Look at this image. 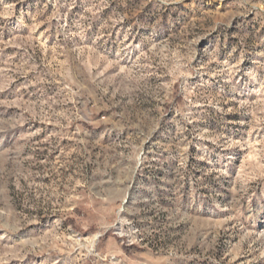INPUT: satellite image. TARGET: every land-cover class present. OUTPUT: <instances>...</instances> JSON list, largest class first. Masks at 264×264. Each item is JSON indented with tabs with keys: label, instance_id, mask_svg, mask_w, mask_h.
I'll return each instance as SVG.
<instances>
[{
	"label": "rangeland",
	"instance_id": "374dc122",
	"mask_svg": "<svg viewBox=\"0 0 264 264\" xmlns=\"http://www.w3.org/2000/svg\"><path fill=\"white\" fill-rule=\"evenodd\" d=\"M0 264H264V0H0Z\"/></svg>",
	"mask_w": 264,
	"mask_h": 264
}]
</instances>
